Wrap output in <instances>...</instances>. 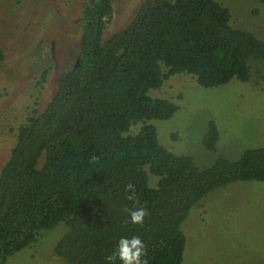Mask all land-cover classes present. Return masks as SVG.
Wrapping results in <instances>:
<instances>
[{"label": "trees", "instance_id": "16d2710c", "mask_svg": "<svg viewBox=\"0 0 264 264\" xmlns=\"http://www.w3.org/2000/svg\"><path fill=\"white\" fill-rule=\"evenodd\" d=\"M112 16L110 0L84 8L79 59L45 109H32L17 129L0 170V264L59 223L65 232L53 252L65 264H107L119 239L132 236L146 244L148 264H182L183 225L202 199L232 183H264V147L225 159L214 122L201 141L216 155L210 167L163 147L152 122L178 106L150 94L180 74L204 89L249 82L250 61L264 62V39L234 28L215 0H145L103 40ZM139 207L149 213L143 226L125 211Z\"/></svg>", "mask_w": 264, "mask_h": 264}, {"label": "rangeland", "instance_id": "374dc122", "mask_svg": "<svg viewBox=\"0 0 264 264\" xmlns=\"http://www.w3.org/2000/svg\"><path fill=\"white\" fill-rule=\"evenodd\" d=\"M95 0H0V170L15 145L17 129L32 109L42 112L62 73L80 56L84 8ZM145 0H110L112 19L103 40L124 29ZM231 14V25L264 39V0H215ZM251 78L204 89L190 75L172 76L152 91L178 106L166 121H153L159 143L176 155L210 167L215 153L201 144L209 122L219 138L218 155L237 160L264 147V62L250 61ZM133 128V132L138 130ZM43 159V158H41ZM154 186L156 179L151 178ZM182 264H264V183L236 182L202 199L183 225ZM63 223L42 231L35 243L6 264H65L54 255Z\"/></svg>", "mask_w": 264, "mask_h": 264}, {"label": "clouds", "instance_id": "9594fccd", "mask_svg": "<svg viewBox=\"0 0 264 264\" xmlns=\"http://www.w3.org/2000/svg\"><path fill=\"white\" fill-rule=\"evenodd\" d=\"M125 192L128 193V200H135L136 189L132 183L125 186ZM130 222L134 225L143 226L145 217L149 215L144 207L139 208H126ZM129 221H125L128 223ZM147 246L139 236H132L131 238L122 237L117 243L116 249L108 256L105 257L107 264H148L147 259Z\"/></svg>", "mask_w": 264, "mask_h": 264}]
</instances>
